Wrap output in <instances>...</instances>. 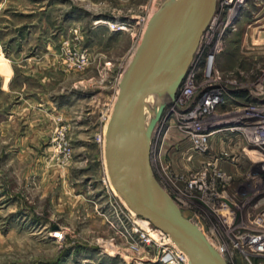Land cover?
I'll return each instance as SVG.
<instances>
[{"label":"rangeland","instance_id":"374dc122","mask_svg":"<svg viewBox=\"0 0 264 264\" xmlns=\"http://www.w3.org/2000/svg\"><path fill=\"white\" fill-rule=\"evenodd\" d=\"M171 1L0 0V264H187L169 237L141 229L112 187L105 160L121 80L152 17ZM216 17L205 37L207 48L218 50L213 86L222 101L194 128L225 132L199 155L183 122L193 106L179 109L171 97L153 96L149 107L166 110L153 134L152 165L183 214L226 250L229 264H264V253L231 250L235 241L248 246L247 237L227 236L216 219L221 202H249L263 183L252 181V172L231 180L234 156H225L229 168L217 165L226 183L213 174L223 151L246 144L235 145L228 132L250 124L245 109L264 115V0H220ZM204 71L197 72L194 102L207 82Z\"/></svg>","mask_w":264,"mask_h":264},{"label":"water","instance_id":"95a60500","mask_svg":"<svg viewBox=\"0 0 264 264\" xmlns=\"http://www.w3.org/2000/svg\"><path fill=\"white\" fill-rule=\"evenodd\" d=\"M217 4L218 0H172L153 17L121 80L106 133L107 173L114 189L131 211L170 236L190 264L228 262L157 180L152 139L166 105L158 106L148 127L144 111L152 96L175 98Z\"/></svg>","mask_w":264,"mask_h":264},{"label":"built area","instance_id":"2783aa9c","mask_svg":"<svg viewBox=\"0 0 264 264\" xmlns=\"http://www.w3.org/2000/svg\"><path fill=\"white\" fill-rule=\"evenodd\" d=\"M208 30H209V28H208ZM207 31L205 32V35L207 34ZM204 49H206V48L202 49V53L200 55H198L199 50H198L197 54H195L193 62L191 63V66H190L189 71L187 73V76L184 79V84L189 79L193 82V87L191 89H189L190 95L187 97V99L185 97H182V96L178 97V95H177L179 103H181L182 105L184 103H187V105L190 104V106L191 105L193 106L192 111L190 113H186V116H188L189 114H192L193 112H195V113L198 112V114H199L197 116V113H196V115H195L196 119L195 120H193V119L189 120L190 124L194 123L195 121H198V118H204V117H208L209 115H211L216 110V108L221 104V101H222L221 89L213 86V83H215L216 79L214 78V75L212 73V67H213L212 64L216 58L218 50L211 53V52H208ZM211 49H212V47H211ZM211 51H213V50H211ZM202 67H205V69H206V72L204 71V75L202 78L203 79L206 78L207 82L205 81L206 85L203 87V90L201 92L202 95H201L200 99L198 101L194 102L193 99L196 98V93H197V89H198L197 88V80H198L197 72ZM190 98L192 101H190V103H189L188 100ZM246 109L250 113V116H251L250 117L251 118L250 124L246 125V126L235 127V128L244 130L243 132L238 131V133L243 135L248 140L250 145H252L254 143L259 144V145L261 144V147H262V150L264 153V129H263L264 124L261 125V122H264V115H261V114L259 115V113H256V109H254V108H252V109L246 108ZM194 126L195 125H193V130L197 129V131H194V133L191 134L192 142L195 144L197 152H199L200 154H205L208 150V141L211 138L210 133H207V134L204 132L198 133L200 130L199 129L200 127H197V125H196V128H194ZM254 140H255V142H254ZM208 174H209V169L205 168L200 179L203 181L206 178V176H208ZM198 181H200L198 179V177L197 176L194 177L191 180V182L189 183L190 188L191 189L198 188V187H195ZM210 186H212V184ZM200 187L203 189H209L210 188V187H207V185H205L203 187L200 186ZM261 238L263 239V236L247 237V241L249 242L248 246L240 243V244H235L234 248L236 249V251L242 252V253H244V252H246V250L250 249V250H248L249 252H257L259 254H263L264 253V245H262L261 248L257 247V245L261 244V243H258V239H261ZM253 241H255V242H253ZM262 244H264V242ZM244 247H246V248H244ZM215 248L220 252L221 255H223V252L221 253L220 250H222V251L224 250V252L226 251L224 248H221L220 250L217 247H215Z\"/></svg>","mask_w":264,"mask_h":264},{"label":"flooded vegetation","instance_id":"af4514ba","mask_svg":"<svg viewBox=\"0 0 264 264\" xmlns=\"http://www.w3.org/2000/svg\"><path fill=\"white\" fill-rule=\"evenodd\" d=\"M175 99V98H174ZM173 99V101H175ZM160 123V122H159ZM249 125V124H247ZM239 126H246L245 124H235L231 129H229L230 131H228L229 133L231 132L234 137L232 138V140H234L235 142V145L239 144L240 142H245L246 144L245 145H241V147H239V149H237V151L235 152H232L231 153H227L225 151H223V155H222V159H217L215 161V164H213V167L218 165L219 166H222V165H219V163L223 164L224 167H227L229 168L227 165H225L228 161L227 159H225V156H234V159H233V162H235L233 165H231L230 168H234V176H230L231 180H241L244 175H246V173L248 174L249 172H252V178L253 180L252 181H258L261 180V183H263V187L262 188H258V189H252L253 191H250V196L253 195L254 193L256 194L259 191H262L261 194H257L259 197L257 198H252L251 201L249 202H246V203H239V204H233L232 206L229 205V203H226V202H221L219 204V206L216 208V213H218L216 215V219L218 221V223L220 224V226H222L224 229H225V233L226 235L228 236H231L233 238H243V237H251V236H264V228H257V222H259L260 220H264V206H257L258 204V201L260 199H263L264 198V195H262V193L264 192V182H263V178L260 179L261 177L260 176H264V162L262 163H255V162H252L250 157L247 155V152L250 151V150H254L255 148H252V145H250V143L248 142V140L243 136L241 135L240 133L236 132V131H233V129H235V127H239ZM217 129H220V128H217ZM217 129H211L212 131L210 132H204V133H210V139H215L216 137H219V135L223 132L221 131H216ZM218 133L217 136L215 137L214 134L216 132ZM245 150V154L246 155H243V151ZM199 155H203L204 154H200L198 152ZM207 154V152L205 153V155ZM209 154V153H208ZM247 156V157H246ZM246 157V158H245ZM245 158V159H244ZM232 163V162H231ZM229 164V162H228ZM209 167V164L207 165V169ZM218 167L215 169L214 171V176L216 177L217 180L221 181V182H224L226 183L227 181L224 180L223 178L225 177V175H227L225 173V171L223 170L220 171V167L218 169ZM205 169V168H204ZM226 169V168H225ZM233 169H231L232 171ZM209 174L211 173V170L209 169ZM218 176H217V175ZM220 175V176H219ZM250 176V174H249ZM229 178V177H228ZM239 178V179H238ZM214 179V180H216ZM229 179V180H230ZM213 180V182H214ZM229 182V181H228ZM231 182V181H230ZM229 182V184H230ZM260 182V181H259ZM228 184V183H227ZM228 184V185H229ZM211 185V184H210ZM254 187V186H253ZM193 190V189H192ZM174 200V199H173ZM175 201V200H174ZM176 203V202H175ZM177 204V203H176ZM178 205V204H177ZM179 207V205H178ZM180 208V207H179ZM256 208V209H255ZM181 210V209H180ZM182 212V210H181ZM229 213L231 215H233V221H232V224L229 225V224H226L223 217L227 216L225 215V213ZM183 213V212H182ZM224 214V215H222ZM184 215V214H183ZM241 215H245L246 217H244L243 219L245 221H243L242 219V222H240V216ZM185 216V215H184ZM186 217V216H185ZM187 218V217H186ZM188 219V218H187ZM189 220V219H188ZM191 221V220H190ZM192 222V221H191ZM193 223V222H192ZM196 225V224H195ZM198 226V225H197ZM199 227V226H198ZM199 229L203 232V230L199 227ZM204 233V232H203ZM205 234V233H204ZM258 234V235H257ZM206 235V234H205ZM207 237V235H206ZM208 238V237H207ZM210 241V240H209ZM211 242V241H210ZM233 244V242L231 243ZM235 244H240V242H234V245ZM231 248V247H230ZM246 248V247H244ZM231 250L239 253L238 251H236L235 249L231 248ZM229 264V263H228ZM251 264H257V262L255 263H251ZM259 264V263H258Z\"/></svg>","mask_w":264,"mask_h":264},{"label":"bare ground","instance_id":"6f19581e","mask_svg":"<svg viewBox=\"0 0 264 264\" xmlns=\"http://www.w3.org/2000/svg\"><path fill=\"white\" fill-rule=\"evenodd\" d=\"M219 1L220 0H218V4H219ZM234 1H236V0H226V4L227 5H229V4H232V2H234ZM217 4V5H218ZM238 5V4H237ZM221 9V8H220ZM216 12H217V10H216ZM231 18H232V13H231ZM154 17V16H153ZM153 17H152V19H153ZM151 19V20H152ZM151 22V21H150ZM150 24V23H149ZM217 24H218V21H217V17H216V13H215V16H214V18H213V20H212V22H211V24H210V26H209V29H212L213 30V28H216L217 27ZM224 24V23H223ZM224 26V25H223ZM228 26H230V25H228ZM227 26V27H228ZM219 27V26H218ZM222 26H220V28H221ZM226 27V28H227ZM219 28V29H220ZM222 29V28H221ZM224 29V28H223ZM208 30V29H207ZM144 38V37H143ZM206 37H205V33H204V35L202 36V38H201V42H200V45H199V48H198V50H199V53H198V55H200L201 53H202V49H203V44H205V46L206 45H208L209 43H207L206 42ZM143 41V40H142ZM206 42V43H205ZM142 44V43H141ZM204 46V47H205ZM206 48H207V46H206ZM208 49V52H211V53H213V52H215V50L214 49H211L210 47H208L207 48ZM198 50H197V52H198ZM211 50H213V51H211ZM197 52H196V54H197ZM136 56V55H135ZM135 58V57H134ZM128 70V69H127ZM193 87V82L189 79L188 81H186L185 82V84H184V81H183V83L181 84V86L179 87V89L177 90V92H176V94H175V101L173 102L174 104H175V107H180L181 105H180V103H179V101H178V97L179 96H182V97H185L186 99H187V97L190 95L189 94V89H191ZM119 93H120V91H119ZM180 93V94H179ZM177 95H178V97H177ZM119 96V95H118ZM152 98H153V96L152 97H150L148 100H147V106L149 107V105H148V101H152ZM192 98V97H191ZM191 98L188 100V101H192L191 100ZM118 99V98H117ZM193 99V98H192ZM159 100V99H158ZM173 100V99H172ZM160 101V100H159ZM117 102V101H116ZM151 103V102H150ZM156 103V102H155ZM154 103V104H155ZM213 103V102H212ZM215 103V102H214ZM116 104V103H115ZM158 104H159V102H158ZM171 104V103H170ZM210 105V104H209ZM213 105V104H212ZM145 107V111H144V113H145V123H146V126L148 127V125L150 124V122H151V120L152 119H154V117H155V114H156V112H157V110H158V105H157V103L155 104V106H154V108L152 109V107L150 108L149 107V110H148V107ZM150 106H151V104H150ZM115 107V106H114ZM180 109V108H179ZM166 110V109H165ZM165 110H164V112H165ZM198 110V109H197ZM245 110H247V109H245ZM114 112V111H113ZM150 112V113H149ZM164 112H163V114H164ZM197 113V116L199 115L198 114V112H196ZM196 113L195 112H193L192 114H190V115H188V116H185L184 117V119H186V120H191V119H193V120H195L196 119ZM163 116V115H162ZM162 118V117H161ZM111 120V119H110ZM183 122H185V126H187L188 125V127H187V130L189 131V130H191V131H197V129H194L193 130V125H195L196 123H198V121H195L194 123H192V124H190V121H183ZM110 123V122H109ZM160 124V123H159ZM158 124V125H159ZM264 124V122H261V125H263ZM158 125H157V127H158ZM156 127V128H157ZM263 128V127H262ZM108 129V128H107ZM186 129V128H185ZM264 129V128H263ZM156 130V129H155ZM233 131H244V130H241V129H237V128H235V129H233ZM107 133V132H106ZM217 135V132L214 134V136H216ZM254 142H255V140H254ZM252 148H255L254 150H250V151H248V152H251V153H255L256 155H258V157H257V159H252L251 157H250V155H248L249 157H250V159H251V161L252 162H255V163H262V162H264V153H263V150H262V147H261V144L259 145V144H252ZM105 149H106V141H105ZM247 152V153H248ZM105 160H106V158H105ZM215 167V169L217 168L216 166H214ZM210 172V171H209ZM223 179H225V178H223ZM111 182V181H110ZM112 185V184H111ZM112 187H113V185H112ZM114 188V187H113ZM115 190V189H114ZM116 191V190H115ZM117 192V191H116ZM117 194H118V192H117ZM119 195V194H118ZM262 195H264V192L262 193ZM259 202V201H258ZM262 202V201H261ZM133 212V211H132ZM134 213V212H133ZM135 214V213H134ZM136 215V214H135ZM222 215H224V214H222ZM225 215H227V216H225V217H223V219H224V221H228V222H231V221H233V215H232V217H228V215H231V214H229L228 212L227 213H225ZM137 216V215H136ZM139 219H140V222H141V225H140V227H141V229L142 230H144V231H154L155 232V234H157L158 236L160 235V234H163V236H166V238L167 237H169L170 238V236H168V235H166V234H164L163 232H161L160 230H158V229H156V228H154L148 221H146L145 219H143V218H141V217H139V216H137ZM261 222L263 221V220H260ZM259 221V222H260ZM263 223H264V221H263ZM263 223H261V224H263ZM258 235V234H257ZM160 237V236H159ZM258 237V236H257ZM264 238V237H263ZM153 239L154 240H156L155 239V237L153 236ZM160 239V238H159ZM164 240V239H163ZM170 240L172 241V245H173V247H175V248H177V250H179L180 251V253H181V257H182V259L187 263V264H190L189 263V258H188V256L173 242V240L170 238ZM158 241V240H157ZM263 239L261 238V239H258V243H261V244H259V245H257V247L258 248H261L262 247V245H264V244H262L263 242ZM159 242V241H158ZM253 242H255V241H253ZM257 248V249H258ZM260 250V249H259ZM223 252V254L225 253L224 252V250L222 251L221 250V253Z\"/></svg>","mask_w":264,"mask_h":264},{"label":"crops","instance_id":"0c3cea01","mask_svg":"<svg viewBox=\"0 0 264 264\" xmlns=\"http://www.w3.org/2000/svg\"><path fill=\"white\" fill-rule=\"evenodd\" d=\"M245 158H246V157H245ZM245 158H244V159H245Z\"/></svg>","mask_w":264,"mask_h":264}]
</instances>
